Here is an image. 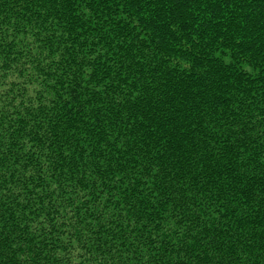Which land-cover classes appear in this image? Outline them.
<instances>
[{"label":"trees","instance_id":"trees-1","mask_svg":"<svg viewBox=\"0 0 264 264\" xmlns=\"http://www.w3.org/2000/svg\"><path fill=\"white\" fill-rule=\"evenodd\" d=\"M0 264H264V0H0Z\"/></svg>","mask_w":264,"mask_h":264}]
</instances>
